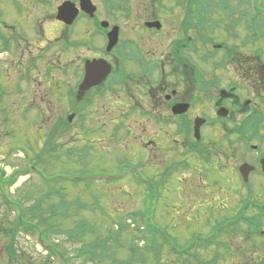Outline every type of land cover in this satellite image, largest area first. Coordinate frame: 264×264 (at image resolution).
Masks as SVG:
<instances>
[{
  "label": "rangeland",
  "instance_id": "rangeland-1",
  "mask_svg": "<svg viewBox=\"0 0 264 264\" xmlns=\"http://www.w3.org/2000/svg\"><path fill=\"white\" fill-rule=\"evenodd\" d=\"M65 1L16 0L20 4L18 7L12 0H0V11L2 12L0 14V35L7 40L5 43L0 39V170L3 171L6 178L10 179L15 170L29 172L27 171L29 166L36 167L38 172L40 170L46 175L41 176V181L49 182V185L54 187V177L60 175L71 179L75 175L82 174L87 177L88 174L98 172L105 175H117L118 171L127 165H134L140 169L143 179L150 180L152 191L145 196L143 187L130 178H126L118 184L98 183L90 187H86L88 184L78 183L73 186L60 181L59 185L61 186L57 185L59 189L55 190L60 195L57 194L58 196L53 197L48 193L49 190L45 189L38 175L31 172L20 177L12 187L3 184L0 190L6 198L21 201L25 208H28L36 198L47 195L49 198H46V202L49 204L59 201L72 203L77 200L86 204L100 202L101 206L105 207V216H102L100 211L93 213L84 209H80L79 213L82 215L80 216L82 219L99 229L96 233L101 236L108 235V230L116 229L117 223L129 224L130 220L136 226L144 228L141 221L134 222L132 215L141 214L145 203V206L151 208L150 221L166 236L170 249V253L167 251L168 248L165 252L160 253L157 262L160 264H193V258L185 256L180 258L175 252L185 249L191 242H200L213 235L216 221L220 222L219 224L235 221L245 204L244 201L248 194L247 187L237 183V180L228 172L230 166H234L235 161L231 159L230 163H227L226 159L221 158L219 161L213 160V163L208 167L204 159H201V165L197 164V160L190 159L186 161V168L178 165L169 169L175 173L171 178H167L163 175L167 170L164 168L170 162L182 159L179 154L180 150L178 153L174 145L177 136V126L174 123L166 127L169 131L166 134L161 131L159 125L147 118L140 119L137 113H96L97 110L110 108L106 96H110L113 102L119 100L118 94L111 96L109 92L96 100L93 113H89L90 111L80 113L81 119L86 121V130L75 126V122L68 121V116H72L71 113H58L61 103L65 105L66 109L68 108V112H70L69 109L74 111L73 109L76 108L73 105L69 106L63 83H73L74 77L80 76V70L77 69L81 68L83 59L94 57L92 51H87L86 48L81 49L79 45L76 48H66L65 52L62 51L63 44L56 46L59 43L58 40L63 36V32L61 27L54 23V20L58 6ZM151 1L130 0L129 8L125 9V5L122 7L125 9L124 13L116 14L114 12L113 16H110L100 1L92 0L93 4L99 8V18L111 22V25H114L112 23L122 25L126 37L132 35L131 30L140 23L139 20H141L143 12L144 15L149 13ZM165 1L169 7L166 11H161L163 15L170 12V6L173 4L169 0ZM231 4L237 6L239 10H248V5L239 2V0H232ZM257 5L264 11V0H261ZM171 13V20L164 19L169 30L177 27L179 23V17L176 16L177 13H180L179 10L172 8ZM128 14H130L129 17H126ZM115 19L117 21H114ZM219 19L227 22L224 13ZM40 21L43 23L42 28L45 27L42 34L41 28L38 27ZM91 26L88 21L80 20L78 25L71 30L73 32L70 33L71 43L87 38L88 33L86 32L91 30ZM79 30H82L84 34L77 32ZM257 31L259 33L258 41L254 42V45H244L247 35L245 26L240 28V32L237 30L239 37L221 34L220 39L216 40L217 43L225 41L228 46H235L232 57L233 61H238V66L232 65L229 83L237 81V85L243 90L244 98H250L252 89L256 88L253 80L256 77L251 74V67L242 65L240 61L247 60L252 67L255 65L264 66L263 24ZM170 35L171 33L167 39ZM9 40L12 45H10V51L6 52L3 47H6ZM95 42L97 41L95 40ZM94 46H96V51L101 46V42L95 43ZM38 51L41 54L37 57L35 54ZM222 53L216 54L217 62L221 61ZM212 62L211 59L207 64L211 66ZM32 63L36 64V70L32 68ZM60 67H65V71L62 72ZM25 73L27 79L24 78ZM227 74L228 71L225 69L224 72L220 71L217 76L224 81L228 78H225ZM249 77H252V81L247 79ZM31 79L33 82L30 81ZM30 82L33 83L32 87ZM56 84L61 91L60 101V97L56 95L57 92H53L51 89ZM259 92L258 94H260ZM256 101L258 102V100ZM258 103V107L264 111V104ZM197 108L211 109L208 105ZM48 110L52 112L50 113ZM191 116L193 117V115ZM59 117L61 118L59 122H63V124H57ZM122 119L124 121L120 124L116 123ZM90 120L95 124L89 123ZM127 129L130 131L128 134ZM216 134L217 131H214L213 128L205 130L206 136ZM162 137L164 138L162 139ZM151 140H156L160 147L169 148V145H173V147L171 146V150L164 152L165 157L160 156L157 159L155 153H149V146L146 145ZM178 140L182 141V137H178ZM227 141L229 142V140ZM222 148L227 149V146L222 144ZM38 157L41 160L37 161ZM241 158L239 157V160ZM190 173L195 174L189 178L187 174ZM137 176L142 180L140 175ZM22 179L24 181L21 182ZM63 188L65 190L61 191ZM252 190L253 195L250 198L257 204L264 203L263 178L255 177L253 179ZM150 195L152 200L149 201L148 196ZM32 196H34L32 200L28 202L25 200ZM3 198L0 195V264H15V262L9 263L5 253L7 245L12 243L13 239L15 241L14 248L17 250V264H45L47 252L42 250L36 237L23 232H17L16 237L13 236V220L17 214L13 212L15 209L4 205ZM74 209L68 208V210ZM255 213L257 212L254 210L253 213L250 211L249 216ZM73 220L78 221L79 218H73ZM238 226H240V231L231 228L227 233L216 238V245H210L208 248L196 247L195 254L198 255L199 260L206 263L216 258V255H221L218 257L217 264H262L264 235L255 234L249 237L247 234L249 227L242 221ZM262 228L264 230V222ZM50 236V243L59 246L60 250L66 254L75 255V250L81 246L60 234L51 233ZM137 236L139 235L137 234ZM134 237L135 228L131 226L130 231L122 235L124 249L120 255L121 258L128 256L126 248L129 241L134 240ZM247 239H250L248 244L246 243ZM137 243L140 248L145 247L142 242ZM217 244L226 246L221 247ZM142 253L145 252L142 251ZM66 256L68 257V255ZM148 258L146 254L147 260L144 264H157L154 259L149 261ZM186 258L189 263L186 262ZM73 259L71 260L72 264H84L82 260H76L74 257ZM50 264L60 263L55 260Z\"/></svg>",
  "mask_w": 264,
  "mask_h": 264
},
{
  "label": "flooded vegetation",
  "instance_id": "flooded-vegetation-1",
  "mask_svg": "<svg viewBox=\"0 0 264 264\" xmlns=\"http://www.w3.org/2000/svg\"><path fill=\"white\" fill-rule=\"evenodd\" d=\"M160 2L166 1L152 0L150 2L149 13L144 15L143 12L141 20H139L140 23L142 22L141 26L138 23L131 30L132 35L135 34L134 36L129 35L130 37H126L122 25L112 23L119 27L117 41L113 48H108V42L109 34L115 26H110L107 29H96L93 22L100 25L103 22L99 18L98 20H91L85 15L82 16L80 20L88 21L92 25L91 30L86 32L88 33L87 38L78 42L74 41V43H71L70 33L73 32L70 28H65L66 26L58 22V25L62 26L63 36L57 44H63L62 51L65 52L66 48H76L79 45L81 49L86 48L85 50L92 51L94 56L83 59L81 68L77 69L80 70V76L74 77L73 83H63L69 106L73 105L76 108L73 109L74 111L69 109L70 112H68V108L66 109L65 105L61 103L58 113H71L72 116H68V121L70 123L75 122V126L86 130V121L81 119L80 113H88L89 111V113H93L92 110L96 100L105 96L106 93L109 92L111 96H117L118 94V97H120L117 102H113L110 96H106L110 108L97 110L96 113H137L140 119L147 118L159 125L161 131L166 134L169 132L166 127L174 123L177 126L176 135L182 137V141H179L176 136L174 142L175 149L177 152L180 150V153H178L181 154L182 159L170 162L164 168L167 169L168 174L171 173L169 169L178 165L186 168V161L190 159L197 160V164L200 165L201 159H204L208 167L209 164L213 163V160L219 161L224 158L227 163H230V160L233 159L235 164L230 166L228 172L237 180V183L247 187L246 192L248 193L244 201L245 204L239 212L251 211L253 213V200L250 198L253 195V179L255 177L264 179V173L261 169V161L264 159V111L258 107V102L264 104V67L259 66L255 71L254 67L248 64L252 69L251 74L257 75L259 72L263 77L256 76L253 79L256 88L252 89L250 98H244L243 90L237 85V81L236 83H229L232 65L236 64L238 66L237 61H233V54L229 56L227 49L224 52L221 47L206 45L203 40L198 46H190L188 33L181 28V22L186 15L177 13L176 16L179 17L178 26L169 30L164 19H172V9L170 12L167 11L166 15H163L161 11H166V8H163L164 5ZM129 15L126 17H129ZM80 20L76 21L75 26L78 25ZM154 22H159L162 28L157 30L147 27V23ZM77 32L84 34L82 30ZM169 33L171 35L167 39ZM95 40L101 42V46L96 51L94 44L97 42ZM65 44H71L72 46ZM219 51H223L224 55L222 54V60L217 62L216 58L218 56L216 54ZM211 59L213 62L210 66L207 62ZM89 60L100 61L99 65L104 67L105 71L110 66L111 74L100 86L81 90V83L85 75V63ZM35 65L32 63V68L36 70ZM56 69L59 68L56 67ZM225 69L228 71L225 78H228L222 81V78L217 75L220 71L224 72ZM60 70L65 71V67H60ZM247 79L252 81V77ZM32 84L30 82L31 87ZM57 86L56 84L51 89L53 92H57L56 95L60 97V101L61 91ZM123 91L126 93L123 94ZM205 105H208L211 109L197 108ZM48 112L50 111L48 110ZM219 113L225 115V117H221ZM258 113L263 115V118L260 119L257 127L244 126L246 118L252 114L258 115ZM197 118L207 120L206 125L201 129L199 140L195 138L194 132ZM59 120L61 121L60 117L57 124H63ZM122 121L124 120H118L116 123L120 124ZM89 123L95 124L91 120ZM208 128H213L214 131H217V134L206 136L205 130ZM129 132V129H127V134ZM241 133L251 141H245ZM255 137L258 139L257 142L252 140ZM222 144H225L227 149L222 148ZM146 145L149 146V153H155L157 159L160 156L165 157L164 152L171 150V146L173 147V145H169V148L160 147L156 140H151ZM239 157L242 158L239 160ZM245 163L255 168L247 175L246 180L243 179L240 172V168ZM156 166L158 165L156 164ZM193 174L195 173L187 174V176L190 178ZM226 183H228L227 180ZM219 223L216 221L214 226ZM7 251L6 247V256L11 260L12 255L8 254Z\"/></svg>",
  "mask_w": 264,
  "mask_h": 264
},
{
  "label": "trees",
  "instance_id": "trees-1",
  "mask_svg": "<svg viewBox=\"0 0 264 264\" xmlns=\"http://www.w3.org/2000/svg\"><path fill=\"white\" fill-rule=\"evenodd\" d=\"M100 1L111 13L122 11V7L124 3H126V0ZM230 2L231 0H187L186 2H183L181 0H173V4L171 6L173 8H182L183 14L188 16L183 20L182 30H186L188 35H190L192 31H194L198 38L204 40L206 44H208L213 43V41L215 42L213 36L218 24L222 25L226 23L221 19L214 18V15H218L219 13L223 12L228 16H232V18L230 19V27L231 29H237L238 27H240L239 23L241 21L240 19L234 18V15H245L251 12V0H239V2H243L248 5V10L246 9L245 11L239 10L237 6L235 7V5L231 4ZM259 13H264V11L261 9ZM256 21H252V27L246 28V32L251 35L253 39L259 36L257 30L260 25L263 24L264 26V19H261L259 22ZM232 50H235V46L232 48ZM254 70L256 71V69ZM254 75L263 77V75L259 72L257 73V75ZM259 117L262 118V115L260 114ZM250 122L251 126L256 127L258 124V116H253ZM39 160H41L40 157L37 158V161ZM34 168L36 169V167ZM31 169L32 167H30V170ZM13 173V176L8 179L5 178V174L2 170H0V187H2L3 184H8L10 186L14 185L17 182L18 177L24 172L15 170ZM38 173L40 176H45L44 172L40 170ZM55 182L56 181H54V187L49 185V182H42L45 189L49 190L48 193L53 197L58 196L57 194L60 195L58 191H55L59 189L57 185H59L60 182ZM63 190H65V188L61 189V191ZM33 197L34 196L28 199L25 198V200H27L28 202L32 200ZM46 198H49L48 195L36 198L28 208H25L23 206V203L19 200L10 199L7 201L6 205L13 207L15 209V213L17 214V216L13 220L14 237H16V229L21 225V227L26 228L32 234L40 236L45 244L50 242L51 233L60 234L61 236L66 237L69 241L74 242V244H81V246L76 249L74 257L76 260H82L84 264H144L147 260L146 254L149 257V261L154 259L156 263L157 260L159 261L157 257L161 255L160 253L165 252L166 248H168L167 251L170 250L166 236L156 227H151L148 221V212L141 211V214L139 213L137 215H132L134 222L141 221V223H143L145 226L144 229L135 226L134 240L131 241V243L126 248L128 249V256H125L126 258H121L120 255L124 249L122 243V235H124L127 231H130L129 225H127L126 223L116 224L115 226H118L116 229H114L113 231L108 230V235L101 236V234L96 233L99 229H97L95 226H92L87 220L80 217L82 216L79 213L80 209H88L89 207L87 204L80 203L78 200L72 203L59 201L58 203L50 202L51 204H49L48 202H46ZM97 206L98 203L96 202L90 209L93 210ZM71 207L72 209H75L68 210V208L70 209ZM73 218H79V220L75 221L73 220ZM251 222L253 224V227L249 226L247 232L252 233V231H254L256 234L258 230L255 229L259 221L257 218H254ZM238 228L239 227L234 228L233 230L238 231ZM250 233H247L249 237ZM137 234L139 236H137ZM218 236H220V233L218 234ZM137 242H142L145 247L140 248L137 245ZM210 242L211 240L209 241V243L204 241H196L195 243L190 244L188 249L182 251L181 255H185L188 258H193L195 264H217L219 259L218 257L220 255H216V258H214L210 262L205 263L199 260L198 255L195 254L196 247L200 246L202 248H208L211 244ZM13 243L14 239L10 244ZM53 249L55 254H57L61 258H64V253L59 250V246H55ZM142 251H144L145 253H142ZM9 254L12 255L11 261H13L14 258L16 259L15 250L12 251V253L11 251H9ZM186 262L189 263L188 259L186 260ZM263 263L264 262H262V264ZM157 264L160 263L157 262Z\"/></svg>",
  "mask_w": 264,
  "mask_h": 264
},
{
  "label": "water",
  "instance_id": "water-1",
  "mask_svg": "<svg viewBox=\"0 0 264 264\" xmlns=\"http://www.w3.org/2000/svg\"><path fill=\"white\" fill-rule=\"evenodd\" d=\"M81 9L89 14L93 15L96 12V8L92 5L90 0H81L80 2ZM79 10L75 8V5L71 2H66L63 6L59 9L58 19L61 21L66 22L67 24H71V22L76 18L78 15ZM152 27L153 25H148ZM158 27V24H155ZM116 37V35H114ZM91 65V66H90ZM106 75V71L104 67H101L98 63L92 62L91 64L87 65V75L85 78L84 83L82 84L81 90H87L92 86L99 84ZM201 125V120H196V132L199 130ZM263 169H264V161L262 162Z\"/></svg>",
  "mask_w": 264,
  "mask_h": 264
},
{
  "label": "bare ground",
  "instance_id": "bare-ground-1",
  "mask_svg": "<svg viewBox=\"0 0 264 264\" xmlns=\"http://www.w3.org/2000/svg\"><path fill=\"white\" fill-rule=\"evenodd\" d=\"M174 173H175V171L172 172V173H170V174H169V175H170L169 178H171V177L174 175ZM126 178H130V174H129V173L126 174V175L121 176L120 181L117 182L116 184H118V183H120V182H123ZM25 180H26V179H25ZM22 181H24V179H22L21 182H22Z\"/></svg>",
  "mask_w": 264,
  "mask_h": 264
}]
</instances>
